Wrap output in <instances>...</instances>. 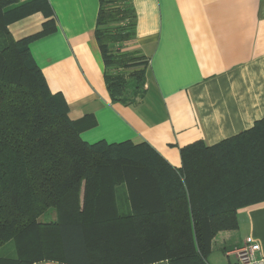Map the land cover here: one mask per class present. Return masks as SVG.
<instances>
[{
	"label": "trees",
	"instance_id": "16d2710c",
	"mask_svg": "<svg viewBox=\"0 0 264 264\" xmlns=\"http://www.w3.org/2000/svg\"><path fill=\"white\" fill-rule=\"evenodd\" d=\"M38 1L0 0V248L14 247L0 264H92L89 227L112 217L123 226L130 220L149 246L147 261L207 264L213 238L237 229V211L264 201V118L215 146L182 148L180 169L146 143L83 142L84 125L69 120L65 100L49 91L28 50L51 23L20 41L8 30ZM134 27L130 0H99L94 36L104 80L111 100L124 104L145 84L146 60L117 49L134 38ZM49 209L55 219L41 223Z\"/></svg>",
	"mask_w": 264,
	"mask_h": 264
},
{
	"label": "crops",
	"instance_id": "0c3cea01",
	"mask_svg": "<svg viewBox=\"0 0 264 264\" xmlns=\"http://www.w3.org/2000/svg\"><path fill=\"white\" fill-rule=\"evenodd\" d=\"M19 5L34 0H17ZM134 38L120 44L146 60L145 84L132 102L111 100L95 40L99 0H39L37 10L11 23L15 41L51 31L28 45L52 94L68 118L84 125L83 142L146 143L180 169V150L212 147L264 118V0H130ZM124 203V213L129 206ZM237 229L219 232L207 264H237L234 250L260 246L264 259V201L237 211ZM89 227L92 264H168L147 261L128 220ZM144 248V249H143ZM219 252L221 260L213 255ZM35 264H65L42 261Z\"/></svg>",
	"mask_w": 264,
	"mask_h": 264
},
{
	"label": "rangeland",
	"instance_id": "374dc122",
	"mask_svg": "<svg viewBox=\"0 0 264 264\" xmlns=\"http://www.w3.org/2000/svg\"><path fill=\"white\" fill-rule=\"evenodd\" d=\"M137 70H141V69H137ZM140 73H141V71L137 72L136 76H141ZM126 78H127L128 83H132V82L134 83L135 82V78H129V77H126ZM102 196H112V194L110 191H105ZM107 206H108L107 201H105V202L101 201L100 207L105 208ZM54 219H55L54 211L52 209H49L42 216H40V218L38 220L41 223H46V222H52ZM13 256H14V247H13L12 242L7 243L2 248H0V257H13ZM221 258H222V255L219 252H217L213 255V259L215 261H219V260H221Z\"/></svg>",
	"mask_w": 264,
	"mask_h": 264
},
{
	"label": "built area",
	"instance_id": "2783aa9c",
	"mask_svg": "<svg viewBox=\"0 0 264 264\" xmlns=\"http://www.w3.org/2000/svg\"><path fill=\"white\" fill-rule=\"evenodd\" d=\"M237 264H264L260 246L257 244H244L241 248L234 250Z\"/></svg>",
	"mask_w": 264,
	"mask_h": 264
}]
</instances>
